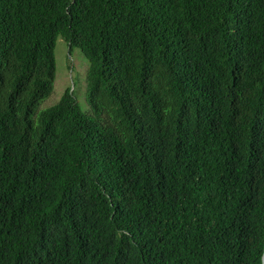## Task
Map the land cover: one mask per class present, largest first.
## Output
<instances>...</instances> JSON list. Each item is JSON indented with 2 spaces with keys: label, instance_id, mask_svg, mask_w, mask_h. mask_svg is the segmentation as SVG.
<instances>
[{
  "label": "trees",
  "instance_id": "trees-1",
  "mask_svg": "<svg viewBox=\"0 0 264 264\" xmlns=\"http://www.w3.org/2000/svg\"><path fill=\"white\" fill-rule=\"evenodd\" d=\"M61 36L86 102L53 90ZM264 0H0V264H262Z\"/></svg>",
  "mask_w": 264,
  "mask_h": 264
},
{
  "label": "rangeland",
  "instance_id": "rangeland-1",
  "mask_svg": "<svg viewBox=\"0 0 264 264\" xmlns=\"http://www.w3.org/2000/svg\"><path fill=\"white\" fill-rule=\"evenodd\" d=\"M55 77L53 81V90L51 93L41 99L36 105V110L46 108L56 103L63 91L70 87L75 91L76 101L84 112H90L86 102V75L89 62L79 48H69L66 41L57 37L55 49Z\"/></svg>",
  "mask_w": 264,
  "mask_h": 264
},
{
  "label": "water",
  "instance_id": "water-1",
  "mask_svg": "<svg viewBox=\"0 0 264 264\" xmlns=\"http://www.w3.org/2000/svg\"><path fill=\"white\" fill-rule=\"evenodd\" d=\"M262 264H264V252H263V255H262Z\"/></svg>",
  "mask_w": 264,
  "mask_h": 264
}]
</instances>
